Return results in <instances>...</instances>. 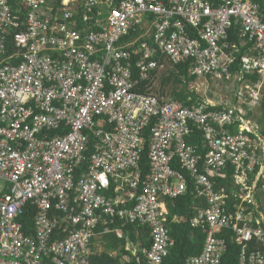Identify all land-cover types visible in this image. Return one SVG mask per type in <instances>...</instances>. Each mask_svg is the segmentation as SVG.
Masks as SVG:
<instances>
[{
  "label": "built area",
  "instance_id": "1",
  "mask_svg": "<svg viewBox=\"0 0 264 264\" xmlns=\"http://www.w3.org/2000/svg\"><path fill=\"white\" fill-rule=\"evenodd\" d=\"M189 61L197 78L241 82L234 101L154 91ZM263 87L264 0H0V264L117 257L105 235L128 224L149 230L137 261L163 264L167 199L189 191L205 239L184 264H221L224 230L238 264H264Z\"/></svg>",
  "mask_w": 264,
  "mask_h": 264
},
{
  "label": "trees",
  "instance_id": "2",
  "mask_svg": "<svg viewBox=\"0 0 264 264\" xmlns=\"http://www.w3.org/2000/svg\"><path fill=\"white\" fill-rule=\"evenodd\" d=\"M13 4L16 7L15 2ZM133 34L134 33L132 32L131 36ZM131 36H129V38ZM241 54L242 53L237 54L232 70L239 69ZM190 67L191 62L189 61L170 68L168 73L162 75L163 85H161V91L165 93L167 86H171L170 96L173 99L184 102L185 104L193 103L197 99H203L196 91L189 88V84L197 79L195 75L190 74ZM155 74L156 71L153 72V75ZM135 77L140 79L137 70H135ZM244 78L249 82L254 83L258 80L259 76L257 73H244ZM152 84L153 82L151 81L140 79L138 89L142 92H147V86H151ZM189 97L192 99L189 100ZM260 111L259 122L263 124L262 131L264 133V99L261 103ZM201 139V134L198 132H195L193 136L188 138L190 143L199 147L200 153L202 152ZM142 166L144 172H147L149 164L146 155L143 157ZM167 204L169 208L168 225L175 242L163 264H184L190 255L199 254L203 248L205 239L204 233L201 229L194 228L189 223L191 216L195 214V206L200 205L201 200L197 198L192 191H189L185 196H180L175 199H167ZM34 214L35 211L30 207H27L21 218L27 234L33 233L30 228L33 224ZM123 232L122 237H118L116 233L105 235L106 248L109 250H117L118 256L113 257L108 252L104 251L103 253L92 257V264H145L143 259L137 261L136 256L133 254V243H136L139 239L142 241V246L149 247L151 244L149 230L147 228H140L137 230L134 228L133 224H128L123 227ZM231 234L232 233L227 230H224L220 234L226 240V251L222 256L221 264H238L240 246L231 239ZM254 245L262 249L260 245ZM124 253H129L133 260L129 263L122 262L120 257ZM138 255H142L141 247L138 250Z\"/></svg>",
  "mask_w": 264,
  "mask_h": 264
},
{
  "label": "rangeland",
  "instance_id": "3",
  "mask_svg": "<svg viewBox=\"0 0 264 264\" xmlns=\"http://www.w3.org/2000/svg\"><path fill=\"white\" fill-rule=\"evenodd\" d=\"M166 73V72H165ZM162 75H164L163 71H160L157 77H155V90L158 92L161 89ZM241 85V82L237 81H219L213 78H197L195 81L189 84V88L194 90L200 95L203 99H211L218 101L219 99L226 98L234 101V93L235 90L238 89ZM171 86H167L166 90L168 94H170ZM262 92L264 95V87L262 88ZM264 99V97H263ZM260 109H256L253 112V115L256 117L260 116Z\"/></svg>",
  "mask_w": 264,
  "mask_h": 264
},
{
  "label": "crops",
  "instance_id": "4",
  "mask_svg": "<svg viewBox=\"0 0 264 264\" xmlns=\"http://www.w3.org/2000/svg\"><path fill=\"white\" fill-rule=\"evenodd\" d=\"M247 80V79H246ZM248 81V80H247ZM249 82V81H248ZM246 83V82H245ZM177 219V218H176ZM133 254L135 253V252H137L138 253V250L140 249V247L142 248L143 246H142V241L141 240H139L138 239V241L136 242V243H133ZM114 251H116V252H118L117 250H114ZM133 260V259H132ZM127 263H129V262H127Z\"/></svg>",
  "mask_w": 264,
  "mask_h": 264
}]
</instances>
